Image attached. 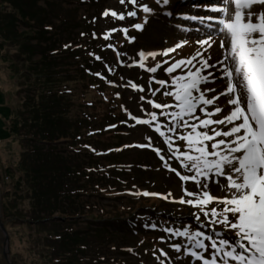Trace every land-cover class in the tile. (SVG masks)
<instances>
[{
  "label": "trees",
  "instance_id": "trees-1",
  "mask_svg": "<svg viewBox=\"0 0 264 264\" xmlns=\"http://www.w3.org/2000/svg\"><path fill=\"white\" fill-rule=\"evenodd\" d=\"M39 1L0 0V64H6L2 72L6 81L0 84V91L6 98L5 108L9 112L4 129L8 137H20L22 147L18 159L15 157L12 163L5 165L4 160L0 161L4 167V174L0 175L3 218L11 224L17 222L22 228L21 224L34 229L45 227V231L39 232V239L45 242L43 250L47 251L43 253L44 264H125L122 260L106 259L105 254L110 251L130 254L138 262L141 255L153 254L166 239L170 241L167 246L179 243L186 247V238L164 231L183 230L184 221L176 213L164 210L147 209L125 220L97 221L92 214L83 219L72 217L78 211L75 208L63 210L70 215L68 220L60 219V222L51 218L64 199L101 198L102 192L114 189L112 183L126 182L124 176L137 174L142 166L120 162L125 152L134 149L116 150L118 142L115 146L105 147L104 144L100 149L87 144L95 137L97 144L103 142L99 137L118 140L129 120L119 82L124 64L117 52L128 54L131 45L121 38L120 32L116 38L101 41L97 38L99 10L106 0H43L44 6H39ZM61 2L70 7L60 8ZM82 6L89 8V12L78 16L77 10ZM50 14L52 20L48 18ZM52 21L56 23L51 24ZM20 26L27 28L24 34L18 32ZM53 29L58 33L75 30L77 39L53 43L49 41ZM82 38L84 41L80 42ZM8 44H12L14 52L6 49ZM108 45L113 46L108 48V55L114 59V65L109 64L112 72L101 65L107 55L104 48ZM96 56L101 59L97 60ZM75 82L82 85L76 97L77 108L69 111L73 106L70 100L75 94L71 86ZM67 136L72 138L67 148L56 150L53 142ZM81 155L87 157L85 165L74 158ZM22 179L29 184L28 190L21 188L24 186ZM7 186L11 189H6ZM27 196L31 205L23 214L24 210L14 204L28 200ZM42 213L44 215L40 216ZM27 214L29 218L23 222L21 217ZM186 216L189 222H195L192 214ZM7 223L3 221L5 229ZM193 227L196 230L197 226ZM128 233L133 235L131 243L126 240ZM147 233L153 234L152 240L148 241ZM19 255L14 253V256Z\"/></svg>",
  "mask_w": 264,
  "mask_h": 264
},
{
  "label": "snow or ice",
  "instance_id": "snow-or-ice-1",
  "mask_svg": "<svg viewBox=\"0 0 264 264\" xmlns=\"http://www.w3.org/2000/svg\"><path fill=\"white\" fill-rule=\"evenodd\" d=\"M126 2L133 6L132 11L117 13L108 10L103 15L124 20L126 16L135 18L137 9L145 13L152 12L147 4H139L138 0H120L121 4ZM162 2L166 5L169 0ZM218 2L222 6L210 10L225 17L216 21L220 25L218 31L227 37V40L222 39L218 44L223 50V58L210 63L212 53L209 49L217 43L211 34L205 39L197 40L203 51L197 49L171 63L169 60L157 61L151 68H146L145 65L149 58L156 60L157 56L167 57L182 49L184 43H177L161 52L140 51L139 60L128 66H138L153 74L163 68L171 77V84L153 76L149 86L154 82L160 88H171L170 91H164L163 95L172 96L175 103L161 104L147 100L153 108L161 109L160 116L169 118L168 124L159 123L156 112L148 113L150 119L138 118L130 112L128 115L136 124L152 126L153 122H157L153 130L163 138L180 167L192 174L182 175L165 161V157L160 154L161 149L152 147L151 137L147 144L135 147L152 148L165 161V168L174 172L182 182H194L198 189L193 192L183 188L184 195L192 199L185 200L182 196L179 202L198 208L206 223L197 214L196 230L186 226L183 230L164 231L186 238L191 248L186 249L185 254L202 264H218V257L219 264H264V0ZM156 3L160 4L161 0H156ZM132 27L143 30L142 24H133ZM208 27L211 29L212 25L209 24ZM115 31H122L129 42L135 39L127 36V28L112 29L105 34L104 39H109ZM93 36L95 37V33ZM120 55L122 54L117 52V56ZM95 58L101 59L99 56ZM225 61L229 63L226 64ZM165 64L169 66L164 68ZM217 64L222 66L217 69L221 73L219 79H226L225 88L219 92L211 86L217 82V76L209 71L216 69ZM108 70L113 71L110 67ZM177 71L179 74L172 75ZM202 85L205 87H201ZM126 86L144 91L142 86L132 81H128ZM160 88L152 90L150 87L152 95L155 96ZM209 93L212 95L209 96ZM222 97L225 99L221 103ZM140 99L144 101L145 97L141 96ZM164 109L174 110L169 112ZM165 128L167 132L162 130ZM178 129L190 131L178 133ZM177 140L185 142L183 151L177 145ZM221 179L226 183H222ZM210 185H215L225 194H213ZM143 195L160 194L144 192ZM168 196L162 198L167 199ZM210 204H216L217 207L209 209ZM218 226H222L223 231L218 230ZM171 247L176 252L181 251L179 243ZM197 249L202 251H196ZM209 249L210 258H207L205 254L209 253Z\"/></svg>",
  "mask_w": 264,
  "mask_h": 264
},
{
  "label": "rangeland",
  "instance_id": "rangeland-1",
  "mask_svg": "<svg viewBox=\"0 0 264 264\" xmlns=\"http://www.w3.org/2000/svg\"><path fill=\"white\" fill-rule=\"evenodd\" d=\"M149 1V2H148ZM156 0H138L139 4H147L152 5ZM173 4L170 2L165 5L162 8V13L157 16H151L149 21L146 25H144L143 30L140 31L141 34L134 37L135 39L130 42L131 47H129L128 54H123L120 56L119 60L120 62H123L121 64H124V66L121 68L122 74H120L121 81L120 82V88L122 94H124L125 98V104L129 110L130 113H132L134 116L141 118V119H150L148 113L156 112L158 116V122L163 124H168L167 117L160 116L161 109H155L150 104L147 103V100H153L157 103L161 104H174L175 101L172 96H165L163 95L164 91H170L171 88H160L159 84L152 83L151 86H149L150 79L155 76L158 80H167L169 81V84H171V77L168 76L163 68L157 71V73L153 74L145 69H142L138 66H128L133 64V61L139 60L138 53L140 51H155V52H161L165 49H168L171 44L175 41H184L186 37L195 39L196 41L199 39H203V37H207L209 34H211L216 39L217 43L213 45L211 49H209V52L212 53V60L210 63L215 62L218 59H222V53L223 50L218 47L220 40H227V37L220 34H215V23H188L183 20H176L173 18L175 15L178 14L180 10H183V12H186L187 14H192L195 16H205L209 15L207 12L204 11H198L196 9H193L192 6L195 5L197 7H202L205 4L201 5L202 2L199 1H182V0H172ZM197 3V4H196ZM163 3H160L161 5ZM39 6L43 5V0H40L38 2ZM55 3L52 4L54 6ZM102 5V8L99 10V36L97 37L100 41L104 40L105 34L109 33L112 29H123L124 27H130L135 30V28L132 27L133 24H139V19L143 20L145 18V12L141 10H137V13L139 14L135 18L133 17H127L124 20H119L113 18L111 15L104 16L103 13L108 10L115 11L117 13H127L128 11L133 10V6L131 4H128L127 2L125 4H121L120 0H106ZM208 6V5H206ZM60 8L66 9L70 6L61 2L59 4ZM89 8H86L85 6H82L81 8H78L77 14L87 13ZM137 14V15H138ZM220 16L215 17L219 18ZM50 20H52V15L48 17ZM138 20V21H137ZM56 23L55 21H52L51 24ZM50 24V23H49ZM50 24V25H51ZM142 24V23H140ZM211 24L212 28L210 29L208 25ZM27 31V28L25 27H19L18 32L21 34H24V32ZM119 31H115L111 33L110 37L116 38L117 33ZM49 41H53L55 43V40L57 41H66V40H73V42L77 39V34H75V30H67V32H56L55 29H53V32L50 33ZM128 36H131L130 33H128ZM62 37V38H61ZM126 37L123 38L125 40ZM128 39V38H126ZM120 41V37L118 39ZM62 41V43H63ZM80 42L84 41V38L79 40ZM34 43V42H33ZM52 43V42H51ZM55 45V44H54ZM105 45V43L103 44ZM7 46V45H6ZM207 47V46H205ZM7 50H10V52H14L15 48L12 47V44H8ZM197 49H200V51H203L202 48H200L199 44H193L190 46V51H182V52H176L171 53L169 56H157L156 60H152L149 58L146 62V68H151L155 66L157 61H163V60H169V62H174L175 60H179L185 56H188L192 53H194ZM110 50L108 47L104 48V53L107 54L101 65L103 66V69H108V67L111 68L110 65H114V59L112 55H108ZM103 56V55H102ZM16 60H18L16 58ZM199 67V64L194 61ZM225 63H229V61H225ZM106 65L108 67H106ZM6 64H0V84L2 85L3 82L5 83L6 80L3 78L2 72L6 70L5 68ZM8 66V65H7ZM20 66V65H17ZM169 65L165 64L164 68H167ZM222 66L217 64L216 69H210L209 71H212L217 76V82L214 85H211L216 88L217 92L223 90L226 86V79H219V76L221 75L220 72L217 71V69H220ZM20 67L19 69H21ZM101 67L98 66V69ZM194 70V69H193ZM119 70H117L118 72ZM23 72L22 70L20 71ZM179 72H174L172 75H177ZM24 75V74H22ZM123 78V79H122ZM128 81H132L137 85H140L144 88L143 92L133 90L131 86L128 85ZM81 82H75L72 84L71 87H73L75 94L73 98L70 101H73L71 105H73L69 111L74 110L77 108V98L78 93L81 89ZM150 87L152 90L160 88V91L156 93L155 96L152 95V91L150 90ZM201 87H205L202 85ZM3 92L0 91V161L4 160L5 165L8 163H12L15 157L18 156L19 151H21L22 147L19 145V138L18 137H8L7 133H5L4 129V121H6V118L9 115V112L7 110L6 105V98L2 94ZM212 93H209V96H211ZM141 96L145 97V100L142 101L140 99ZM77 97V98H76ZM225 98H221V103L224 101ZM75 101V102H74ZM169 102V103H167ZM143 109V111H142ZM174 109H164V111H172ZM199 114V113H198ZM215 118V117H214ZM157 122H153L152 126L144 125V124H136L135 120H132L129 118L128 122H126L125 128L121 130V133L123 136L119 138L118 140H111L108 137H99L102 143H96V137L93 138V140L89 139L90 142L87 143L88 145H94L96 148L100 149L103 148L104 144H106L105 147H108V144L110 146H115V143L118 142L119 146L116 147V150L120 149H134L129 150L123 154L124 157H122L121 161L122 163H130L137 164L142 166L141 171L138 170L137 174L129 173L128 175L124 176V179L127 181H120L118 183H112L114 186V189H109L108 191L102 192L101 198H95L93 196L91 197H80L76 200L73 199H64L60 204L57 210H54V212L50 215L51 218H56V220L60 219H66L68 220L70 215L63 212V210H71V209H77L78 211L72 215V217L79 216L83 219V217L88 216L89 214H92L93 218L97 221H105V220H114V218L118 219H127L129 215L134 214L136 212H140L141 210H155L156 212L160 211H167L176 213L178 216L181 217V220L184 221L185 227L189 226L193 231L195 230L194 226L198 227V224L195 222H189L187 220V214H192L195 218V215L199 214L201 216V221H204L203 214L200 213L199 209L196 207H193L191 205H188L186 203H180V199L183 196L185 200L192 199V197H188L184 195L183 188H187L189 191L196 192L198 191L197 186L194 182L188 181V182H182L179 177L172 171H169L167 168H165L163 165L165 161H167L172 167H175L177 171H179L182 175H191L192 173L186 172L183 168L180 167L179 162L172 157L171 152L168 150L167 145L164 143V140L162 137L159 136L158 133H156L153 129ZM223 127V126H220ZM167 132V129H162ZM190 131V129H178V133H183ZM169 135H172L171 133H168ZM7 137L9 138V141H6ZM152 138V147L154 148H160L161 149V155L165 157V161H162L159 156L152 150V148H140L135 147V145H144L148 143V138ZM173 139H175V136H173ZM72 140L70 136L64 137V138H58L56 141H54L52 144L56 146V150H64L66 147L67 142ZM17 148L14 149L16 146H14L16 143ZM177 145L183 151L185 149V142L184 141H176ZM19 145V147H18ZM81 148V147H80ZM82 150H84L82 148ZM142 150H147L146 152H140ZM63 154V153H62ZM71 154V152H70ZM76 161H80L81 164L85 165L86 162H88L86 156H77L74 157ZM18 159V157H17ZM78 159V160H77ZM4 174V167L0 164V175ZM15 173V172H14ZM2 174V175H3ZM15 175H19V173H15ZM127 176L131 177L132 179H129ZM135 176V177H132ZM135 178V179H134ZM24 182V186L21 187L22 189H29V184L22 179ZM8 182V181H6ZM222 183H226L223 179H221ZM131 184H136L135 187H132ZM212 188L213 194L217 196H223L225 193L220 191L215 185H210ZM11 189L10 186H7L6 189ZM101 188V187H100ZM101 191V190H100ZM144 192L148 193H157L160 195H143ZM171 193V196H168V194ZM120 195V198H116ZM3 191H1V185H0V218L3 221H7V218H3L2 213V197ZM29 196V195H28ZM27 196L28 200H19L17 204H14L16 208L20 207L22 208L23 214H25V211L28 210L26 208H29L30 202L29 198ZM168 196L167 199H164L162 197ZM8 202V198L5 201ZM180 203V204H177ZM79 204H81V207H79ZM176 204V205H174ZM179 206V207H177ZM217 207L216 204H210L208 205V208ZM219 207H223V205H219ZM26 209V210H25ZM44 213H42L40 216H43ZM27 218H29V215L27 214L25 217H21L22 221H26ZM231 218V217H230ZM195 220V219H194ZM196 221V220H195ZM61 222V220H60ZM197 222V221H196ZM206 223V221H204ZM17 223V222H16ZM16 223L9 224L7 223L6 229L8 230V242H9V259L10 263L13 264H44L43 262V253L46 254L47 251L43 250L44 241L39 239V232L45 231V227H37L38 229H34V227H29L26 224H21L23 226L19 227L16 225ZM19 223H21L19 221ZM196 225H195V224ZM32 230V231H31ZM218 230L223 231L222 226H218ZM203 231H208L207 229H203ZM130 234V233H128ZM126 234V240L131 243V240H133V235ZM152 233H147L146 236H148L149 239H153ZM2 242H3V236L0 233V264H6L3 256H2ZM169 240L166 239L165 242L160 243L157 250L153 252L151 255H141L140 259L137 262V259H134L131 257L130 254H126L123 252H108L105 254L106 259L110 258L112 260L120 261L122 260L125 264H202V262L195 261L191 256L186 255V249H190L191 245L187 244V248H182L181 251L176 252L171 246H167L169 244ZM205 243H208L207 241ZM123 244V243H121ZM124 246V245H123ZM106 251V250H105ZM196 251H202L197 249ZM18 252L19 256H14V253ZM142 253V251H139ZM210 252L211 249H209V253H206V257L210 258ZM162 253H167V255H163Z\"/></svg>",
  "mask_w": 264,
  "mask_h": 264
},
{
  "label": "water",
  "instance_id": "water-1",
  "mask_svg": "<svg viewBox=\"0 0 264 264\" xmlns=\"http://www.w3.org/2000/svg\"><path fill=\"white\" fill-rule=\"evenodd\" d=\"M0 233L3 236V242H2V256L6 262V264H11L9 259V242H8V234L4 227V224L0 218Z\"/></svg>",
  "mask_w": 264,
  "mask_h": 264
},
{
  "label": "bare ground",
  "instance_id": "bare-ground-1",
  "mask_svg": "<svg viewBox=\"0 0 264 264\" xmlns=\"http://www.w3.org/2000/svg\"><path fill=\"white\" fill-rule=\"evenodd\" d=\"M185 42H187V43H185ZM192 42H194V43H192ZM196 42L193 41V39H190V38L189 39H185L183 42H181V43H184V47L182 49H178L177 52L190 51V46H192V44H195ZM175 44H177V43L174 42V44H172L171 47H173Z\"/></svg>",
  "mask_w": 264,
  "mask_h": 264
}]
</instances>
